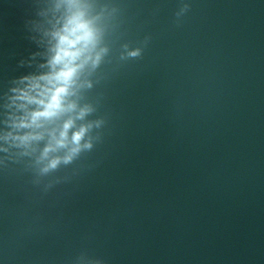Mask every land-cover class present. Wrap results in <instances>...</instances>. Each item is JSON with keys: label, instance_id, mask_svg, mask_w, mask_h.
<instances>
[{"label": "clouds", "instance_id": "clouds-1", "mask_svg": "<svg viewBox=\"0 0 264 264\" xmlns=\"http://www.w3.org/2000/svg\"><path fill=\"white\" fill-rule=\"evenodd\" d=\"M67 3L68 12L62 25L51 31L53 42L48 60L51 70L23 76L20 82L24 86L12 89L16 94L13 102H18L20 114L11 118L13 131L2 137L18 150L17 156L31 158L26 167L37 177L55 173L91 151L94 140L101 138L100 134L93 137V128L104 123L103 117L83 122L96 108L91 103L82 106L79 103L82 74L89 65L96 68L102 52L106 51H96L101 29L89 15L86 5L79 0H67ZM187 7L185 5L184 9ZM140 54V49L135 48L128 56L135 58ZM78 121L82 122L78 124ZM5 159L0 157V166H5ZM7 159L13 157L10 155ZM14 162L20 160L14 159ZM58 182V179L52 181L47 187Z\"/></svg>", "mask_w": 264, "mask_h": 264}, {"label": "water", "instance_id": "water-1", "mask_svg": "<svg viewBox=\"0 0 264 264\" xmlns=\"http://www.w3.org/2000/svg\"><path fill=\"white\" fill-rule=\"evenodd\" d=\"M5 134L0 125V264H103Z\"/></svg>", "mask_w": 264, "mask_h": 264}]
</instances>
